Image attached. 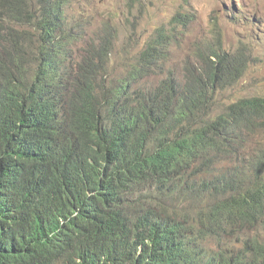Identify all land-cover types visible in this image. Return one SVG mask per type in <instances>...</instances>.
<instances>
[{
    "label": "trees",
    "instance_id": "1",
    "mask_svg": "<svg viewBox=\"0 0 264 264\" xmlns=\"http://www.w3.org/2000/svg\"><path fill=\"white\" fill-rule=\"evenodd\" d=\"M71 1L0 0V28L31 32L0 40V264H264V96L219 102L246 55L147 86L174 30L117 74L115 27L83 40Z\"/></svg>",
    "mask_w": 264,
    "mask_h": 264
},
{
    "label": "rangeland",
    "instance_id": "2",
    "mask_svg": "<svg viewBox=\"0 0 264 264\" xmlns=\"http://www.w3.org/2000/svg\"><path fill=\"white\" fill-rule=\"evenodd\" d=\"M69 8L79 22L87 24L83 40L102 34L105 25L115 27L112 71L117 74L123 70L121 57L124 50L138 52L159 29L174 30L173 41L164 50L166 60L157 72L155 70L144 79L147 86L156 85L167 77L168 71L181 77L185 67L194 63L199 51L209 55L221 44L226 51L243 52L250 66L237 83L220 95L219 102L228 103L252 95L264 96V0H72ZM178 14L184 16L179 21L175 19ZM24 28L21 25H3L0 40L4 39L6 30H13V35L21 41L31 33L23 31ZM34 39L32 36L31 41ZM255 137L264 141V128L257 129ZM233 162L222 159L217 170L224 171ZM155 196L164 205H176L174 198L169 199L158 192ZM205 196L208 199L204 197L195 205L193 214L213 206L215 196ZM186 206L182 204L180 208Z\"/></svg>",
    "mask_w": 264,
    "mask_h": 264
},
{
    "label": "clouds",
    "instance_id": "3",
    "mask_svg": "<svg viewBox=\"0 0 264 264\" xmlns=\"http://www.w3.org/2000/svg\"><path fill=\"white\" fill-rule=\"evenodd\" d=\"M226 191V190H225Z\"/></svg>",
    "mask_w": 264,
    "mask_h": 264
}]
</instances>
